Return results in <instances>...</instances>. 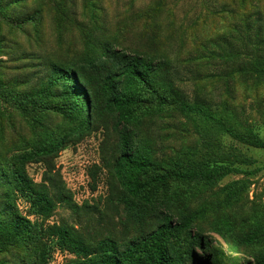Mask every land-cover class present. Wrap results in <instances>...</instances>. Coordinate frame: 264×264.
Returning <instances> with one entry per match:
<instances>
[{"label": "trees", "instance_id": "16d2710c", "mask_svg": "<svg viewBox=\"0 0 264 264\" xmlns=\"http://www.w3.org/2000/svg\"><path fill=\"white\" fill-rule=\"evenodd\" d=\"M76 1L0 0V264L56 251L63 264H264V207L250 199L264 169L250 153L264 152V0H208L215 57L200 61L230 67L193 95L165 49L168 0H130L110 29L105 0H82V21ZM29 61L46 75L17 74ZM210 78L225 81L219 102ZM90 137L105 190L78 206L55 160ZM64 204L79 221L52 222Z\"/></svg>", "mask_w": 264, "mask_h": 264}, {"label": "rangeland", "instance_id": "374dc122", "mask_svg": "<svg viewBox=\"0 0 264 264\" xmlns=\"http://www.w3.org/2000/svg\"><path fill=\"white\" fill-rule=\"evenodd\" d=\"M129 1L130 0H105L104 22H106V27L108 29L111 28V23L118 20V15H120L122 11L126 10ZM168 1L172 10L170 21L171 23H174L175 26L172 29L166 30L165 35L167 37L170 36V38L166 40L165 49L171 55L173 64L176 68H178L180 76L184 80L183 85L185 90L193 95L195 83L198 82V80L200 81V78H204L207 75H224L227 71H229L228 69L230 66L218 58L209 61H200V58L204 53L207 57H215L210 53V51L207 52L209 48L211 49V47L214 46V43L209 42V39H207V36L210 35V31L213 27V18L212 16L207 15V9H212L210 1ZM203 3L204 6H202ZM141 4L142 3H137V6L140 7ZM76 7L79 18L82 21V0L76 1ZM165 21L166 27H168L171 23L167 18ZM201 24H205L206 29ZM219 26V31L223 33L222 24H219ZM218 35L222 34L220 33ZM216 36L217 35H213V37ZM216 38V42L222 41L219 37ZM228 39L232 40L230 35L228 36ZM51 44H53V38ZM204 50L206 51L204 52ZM16 65L23 66L22 63H18ZM27 65L28 67L35 65V67L30 68L27 71L23 69L17 70L16 73H21L22 77H34L33 81L46 75L47 70H45L41 62L29 61ZM204 82L206 83L208 89L213 90V95H215L214 101L219 102L220 98L225 96L227 88L224 80L220 81L217 78H210L208 82ZM251 98L252 99H249V103L246 105L247 112L250 115H256V119L260 120L261 114L257 115L256 109H258V107L253 99L254 94H251ZM262 102L264 103V99ZM99 145L100 140L98 137L87 138L83 142L61 152L60 156L55 160V170L53 172V176L59 181L61 186L72 195L74 200L73 202L78 206H81L85 201L93 203L94 199L99 196V193H102L105 190L103 183L100 184L98 182V191H93L94 183L91 176V170L94 164L99 163ZM250 153L256 157L259 164L264 167V152L252 150ZM29 171L35 181H43L44 173L46 171L43 166L33 165L30 167ZM239 178H241V176H231L225 180V183L232 180H238ZM253 181L254 184L251 188L250 199H256L257 202L261 203L264 207V169L253 179ZM81 217L86 220L85 215L82 214ZM76 220L79 221L77 216L74 215L73 210L65 204L58 207L55 216L52 218V222H75ZM215 238L231 255L239 257V254L233 253L227 249L223 239L216 235ZM69 258V255L56 251L52 256L50 264H63Z\"/></svg>", "mask_w": 264, "mask_h": 264}]
</instances>
